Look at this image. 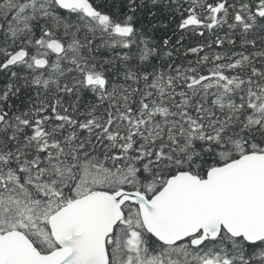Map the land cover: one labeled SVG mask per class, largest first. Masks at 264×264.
<instances>
[{
  "label": "snow or ice",
  "instance_id": "1",
  "mask_svg": "<svg viewBox=\"0 0 264 264\" xmlns=\"http://www.w3.org/2000/svg\"><path fill=\"white\" fill-rule=\"evenodd\" d=\"M0 264H264V0H0Z\"/></svg>",
  "mask_w": 264,
  "mask_h": 264
}]
</instances>
